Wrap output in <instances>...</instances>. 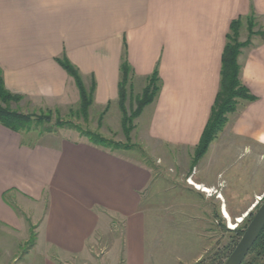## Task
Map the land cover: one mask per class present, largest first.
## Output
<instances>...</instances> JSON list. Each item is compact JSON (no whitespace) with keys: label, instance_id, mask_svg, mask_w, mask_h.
<instances>
[{"label":"crops","instance_id":"1","mask_svg":"<svg viewBox=\"0 0 264 264\" xmlns=\"http://www.w3.org/2000/svg\"><path fill=\"white\" fill-rule=\"evenodd\" d=\"M251 7L264 23V0H0V68L12 92L34 102L56 101L74 88L56 60L66 53L86 81L95 76V102L105 105L118 97L126 42L137 76L158 67L162 79L147 111L149 135L195 146L219 89L231 22ZM239 59L242 79L257 99L241 107L231 131L261 149L264 40L245 48ZM151 176L143 164L84 139L29 145L0 123V221L16 230L21 218L14 200L42 207L47 198L36 222L42 264L88 258L89 242L98 230L114 225L113 218L125 220V264H146L142 191ZM191 180L210 190L217 187ZM8 194H14L13 201ZM225 210L226 204L224 216Z\"/></svg>","mask_w":264,"mask_h":264},{"label":"rangeland","instance_id":"2","mask_svg":"<svg viewBox=\"0 0 264 264\" xmlns=\"http://www.w3.org/2000/svg\"><path fill=\"white\" fill-rule=\"evenodd\" d=\"M253 23L255 33L251 34L247 19L242 21L238 28L239 41L250 39L253 45L263 40L257 34V31L264 30L258 13ZM248 47H243L242 51ZM81 73L85 85L90 87L95 76L91 74L90 80L86 81ZM146 77H138L136 73L133 79V88L128 91L125 103L129 112L137 106ZM73 85V90L70 89L65 97L47 103L34 102L17 93L23 95V99L12 102L13 108L34 115L49 114L50 117L49 121L35 123L34 129L24 138L32 143H52L57 139L75 141L82 138L78 131L104 137L114 148L111 152L143 164L152 173L142 191V208L146 215V264H196L201 259V264H223L236 246H229L235 239L232 229L241 226L245 230L264 198V148H257L253 143L234 136L231 131L232 120L242 105L228 114V121L213 140L214 144L196 159L198 143L195 146H176L149 135L147 111L151 103L133 119V127L127 134L118 99L119 82L117 99L105 105L96 104L95 89L94 104L89 107L86 117L80 112L78 89L75 83ZM58 119L73 128L58 127ZM118 145L122 148L118 149ZM191 178L203 185L215 183L217 187L208 192L198 189L189 182ZM220 194L222 197L218 198ZM6 196L7 200H14V194ZM46 200L42 207H37L32 200L26 207L14 200L21 223L17 224L18 229L13 230L0 221V264H42L44 255L37 251L36 246V222L47 208ZM224 204L231 219L223 215ZM239 216L243 217L242 221H237ZM113 223L105 232L98 230L94 235L87 247L88 258L57 261L61 264H125V220ZM32 232L36 233L35 241H32ZM54 253L57 252L52 251V256H58ZM246 257L249 259L251 256Z\"/></svg>","mask_w":264,"mask_h":264},{"label":"trees","instance_id":"3","mask_svg":"<svg viewBox=\"0 0 264 264\" xmlns=\"http://www.w3.org/2000/svg\"><path fill=\"white\" fill-rule=\"evenodd\" d=\"M256 14L257 13L254 7H251L248 14L240 15L231 22L230 31L227 34V42L222 54L219 89L212 106L208 122L198 144L196 145V159L202 157L208 151L211 142L216 138L217 134L223 129L228 121V114L237 111L239 109V105L243 106L246 103L257 99V96L250 91L242 79L243 65L239 59L242 48L251 46L252 42L250 39L246 42H241L238 39V28L244 19H247L249 22L250 33H255L252 27L254 26L253 19ZM257 34L262 36L264 40V30L257 31ZM56 60L67 71L69 76L72 77L79 93L80 112L86 117L88 115L89 107L94 104L96 80L94 79L90 87H87L84 83L83 75L80 69L70 60L66 53H63V55L59 56ZM135 76L136 73L128 60L127 44L125 42L120 64L118 99L123 115V128L127 134L133 127V119L142 113L145 106L152 103L156 99L162 87V79L157 67L151 75L146 77V85L143 88L142 95L137 98V106L134 110L132 109L129 112L125 103L128 91L133 88V79ZM21 99H23V95L14 93L6 87L3 72L0 68V123L20 133L22 135L23 143L34 145L37 142H28L24 138V135L31 133V130L34 129L35 123L41 124L44 121H49L50 117L49 114L45 116L22 112L11 106L12 102H18ZM63 122V120L58 119L57 126L73 128L67 126L66 122ZM52 130L53 129H49V131ZM78 132L82 137L79 139H84L100 148H103L104 150L108 151L109 149V151H113L114 148L108 145L109 142H107L104 137L92 132ZM116 147L119 149L122 148V145H118ZM13 207L18 211V208L15 205H13ZM251 215L252 213H250V216ZM113 221L120 223L118 218H113ZM33 225L34 224H32V226ZM232 232L235 233V239L232 244H229V246L232 245L233 247L242 236L244 229L241 226H238L237 228L232 229ZM31 238L32 241H35L36 233L32 232ZM247 256L251 257L249 259L246 257L242 264H264L262 263L264 260V228L260 232L259 237ZM201 261H203V259L196 262V264H201Z\"/></svg>","mask_w":264,"mask_h":264},{"label":"water","instance_id":"4","mask_svg":"<svg viewBox=\"0 0 264 264\" xmlns=\"http://www.w3.org/2000/svg\"><path fill=\"white\" fill-rule=\"evenodd\" d=\"M264 228V198L250 219L238 243L223 264H242Z\"/></svg>","mask_w":264,"mask_h":264},{"label":"bare ground","instance_id":"5","mask_svg":"<svg viewBox=\"0 0 264 264\" xmlns=\"http://www.w3.org/2000/svg\"><path fill=\"white\" fill-rule=\"evenodd\" d=\"M189 182L191 184L195 185L198 189H202V190L207 191V192L211 191L209 188L203 187L200 184H196L193 180H190ZM225 216L227 218L231 219L230 214H229V212L227 210H225ZM242 220H243V217H240L237 221H242ZM231 223L234 224V222H232V221H231Z\"/></svg>","mask_w":264,"mask_h":264}]
</instances>
